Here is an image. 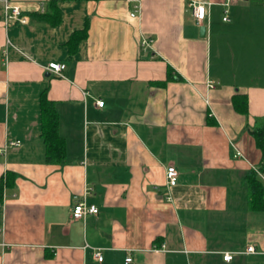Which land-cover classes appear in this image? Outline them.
Listing matches in <instances>:
<instances>
[{"label": "crops", "instance_id": "crops-1", "mask_svg": "<svg viewBox=\"0 0 264 264\" xmlns=\"http://www.w3.org/2000/svg\"><path fill=\"white\" fill-rule=\"evenodd\" d=\"M50 1L0 0V264H264L245 181L264 184V0ZM190 2L206 5L204 37ZM53 5L57 24L34 16ZM44 89L60 161L40 136ZM82 200L98 212L74 220Z\"/></svg>", "mask_w": 264, "mask_h": 264}, {"label": "trees", "instance_id": "trees-1", "mask_svg": "<svg viewBox=\"0 0 264 264\" xmlns=\"http://www.w3.org/2000/svg\"><path fill=\"white\" fill-rule=\"evenodd\" d=\"M56 0H51L50 3ZM58 8L53 5L50 13L35 14L34 16L47 19L52 25L59 22ZM84 32V33H83ZM85 30L74 31L68 40L69 52H74L77 42L84 36ZM169 71V70H168ZM169 78V74L167 75ZM39 130L46 146V155L54 161H60L64 157V142L58 135V117L53 104L46 98V89L39 95ZM235 109L245 112V108L241 109L235 104ZM256 146L260 149L264 157V124L252 131ZM14 179L12 175L7 174L5 177V185H10ZM247 188L249 190L250 205L253 209L264 210V184L254 171H249L245 176ZM3 182L0 183V192Z\"/></svg>", "mask_w": 264, "mask_h": 264}, {"label": "built area", "instance_id": "built-area-1", "mask_svg": "<svg viewBox=\"0 0 264 264\" xmlns=\"http://www.w3.org/2000/svg\"><path fill=\"white\" fill-rule=\"evenodd\" d=\"M237 0H225V2L223 3L224 7H227L231 2H234ZM188 7L190 8L191 11V15L194 19V22L196 25H200L202 24V22L205 20L206 18V5L203 3H197V2H190L188 4ZM138 11L137 7L134 6V9L130 12V16L134 17L136 12ZM224 12L226 13V9L224 10ZM5 14L7 17L9 18H13L19 22H23L25 19L23 17H21L19 10L16 7H8L5 6ZM223 21H229L228 17L226 15H224L222 17ZM147 44V41H142V44ZM65 68L64 64L61 63H55V62H49L46 66H45V70L54 73L55 75L61 76V71ZM210 88L212 87V83H209L208 85ZM103 104L102 101L97 102V106L101 107ZM8 147L9 146H19L20 145V141L19 140H11L8 141L7 143ZM177 170L175 169L174 166H168L165 169V178H166V183L167 186L171 187L174 186L176 184V179H177ZM98 212V209L95 205H87L85 204L84 200L82 201H78L74 204V206L71 209V217L74 220H79V219H84L85 216L87 214H96ZM0 247L1 248H5L6 245L0 243ZM254 247L253 246H248L245 250L244 253H252L254 252ZM232 253H224L222 256V259L224 261H229L232 258ZM95 257L98 261H101L102 257L100 255V252H95ZM130 258L127 257L125 258V262H129Z\"/></svg>", "mask_w": 264, "mask_h": 264}, {"label": "water", "instance_id": "water-1", "mask_svg": "<svg viewBox=\"0 0 264 264\" xmlns=\"http://www.w3.org/2000/svg\"><path fill=\"white\" fill-rule=\"evenodd\" d=\"M205 35V27L204 26H200L199 27V36L200 37H204Z\"/></svg>", "mask_w": 264, "mask_h": 264}]
</instances>
